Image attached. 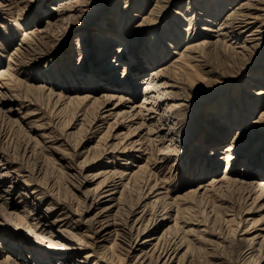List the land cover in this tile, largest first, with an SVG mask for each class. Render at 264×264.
<instances>
[{
  "label": "rangeland",
  "instance_id": "obj_1",
  "mask_svg": "<svg viewBox=\"0 0 264 264\" xmlns=\"http://www.w3.org/2000/svg\"><path fill=\"white\" fill-rule=\"evenodd\" d=\"M167 1L0 0V264H264V0ZM243 5L254 29L219 32ZM104 210V249L72 250Z\"/></svg>",
  "mask_w": 264,
  "mask_h": 264
},
{
  "label": "bare ground",
  "instance_id": "obj_2",
  "mask_svg": "<svg viewBox=\"0 0 264 264\" xmlns=\"http://www.w3.org/2000/svg\"><path fill=\"white\" fill-rule=\"evenodd\" d=\"M171 0H169V1H167L168 3L170 2ZM246 6V5H245ZM244 5L242 6V7H240V10L239 11H237L236 10V12L235 11H233L232 13H230L228 16H227V19H226V24H224V25H222V26H224L223 27V29H221L220 31H219V29H218V31L219 32H221V31H223V32H226L227 34L229 33V32H234L235 30H236V27L238 28V27H242V26H244V27H242V29L243 30H241L240 32H239V35L238 36H243L245 33H248L249 34V32H251V30L252 29H254L253 28V26L255 25V20L258 18H256V17H253V16H250V15H246L245 14V12L247 13L251 8H248V6H246L245 7ZM245 9V10H244ZM247 9H248V11H247ZM252 9H254V10H256V11H258V8H256V7H254V8H252ZM252 14V13H251ZM199 15L201 16L202 14H200L199 13ZM208 31H210V30H208ZM258 31V30H257ZM212 32V31H211ZM219 32H217V31H215V33H219ZM223 33H221V35H222ZM227 34H225V35H227ZM247 34V35H248ZM252 36H253V34L252 35H248V36H245V37H243V39H242V44L239 46L240 47V51L241 52H246L247 50H249L253 45H254V42H255V39L254 38H252ZM239 39V38H238ZM239 41V40H238ZM205 44L202 46V47H210V46H213V45H219L220 44V42L218 41L217 43H207V42H204ZM109 44V43H108ZM220 46V45H219ZM231 46H228L227 44H223L222 45V48H217V50L218 51H220L221 53H222V55L223 56H227L228 55V52H232L233 53V55H234V58L236 59V60H239V58H241L240 56H241V53H239L238 51H236V50H234L233 48H230ZM254 47V46H253ZM226 53H227V55H226ZM107 54H109L108 52H106V51H103L102 52V54L101 55H103V56H106ZM182 56H180L178 59H176L173 63H172V65H171V68H172V70L173 71H171L170 69H166V71L165 72H167L168 74H169V72H172L176 77L178 76V75H187L188 77H191L192 78V80H198L199 82H201L202 83V81H200L199 80V74H196V72L198 73V68L200 67V66H202V64L197 68L195 65H193L192 64V61H195V62H198V60H196V59H198V58H201V56L200 57H195V56H190V55H187V54H181ZM157 57V56H156ZM104 64V63H103ZM198 66V65H197ZM197 70V71H196ZM191 74H194L193 76H190ZM125 78H126V76H125ZM181 80V79H180ZM196 80H195V82L194 81H190L191 83H193V84H195L196 83ZM141 80H138L137 82H135L136 84V86H138L139 87V83H140V86H143V87H145V90L143 91V93H146L147 95H153L154 96V98H153V101H151V102H148V104H147V102H144V103H142V106H139V105H136V107H133L132 108V111L135 113V112H137V109H139L138 110V112L136 113V115H138L139 116V118H137V119H140V121L142 122V125L141 126H144L146 123H148V122H150V121H153L154 120V114H155V111H154V109H153V107H155L156 105H157V103H158V98H159V96H160V94L159 95H154L155 94V90H154V88H156V85L154 86L153 85V83L151 82V81H147V82H145V81H143L142 80V82H140ZM170 82H172V84L173 85H177L178 84V82L176 81V80H174L173 78H171V81ZM170 87H172V85L170 86ZM173 88H174V86H173ZM52 94V93H51ZM144 97V96H143ZM147 97V96H146ZM129 100V99H128ZM127 100V101H128ZM58 101L59 102H63V100H62V98H59L58 99ZM82 101V103H86V101H88V99L87 98H84L83 100H81ZM130 101V100H129ZM94 102H96V99H95V101ZM149 105H150V107H149ZM152 106V107H151ZM158 137V136H157ZM105 141V140H104ZM107 142V141H106ZM156 142V144H157V142L158 141H154L153 143H155ZM159 142H161V140L159 141ZM150 143H152V142H150ZM63 152V151H62ZM63 153H65V152H63ZM66 155H69V154H67V153H65ZM63 155V154H62ZM66 158V157H65ZM228 158V157H227ZM264 166V165H263ZM260 167L259 168V171H261V174H264V167ZM251 168H253V165L252 164H250V166H247V168H246V170H247V172L250 170H253V169H251ZM255 170H257L256 168H254ZM112 173V172H111ZM110 173V174H111ZM125 174V173H124ZM35 175V174H34ZM114 176H116V174H113ZM110 176V175H109ZM111 176H112V174H111ZM118 176V175H117ZM123 177H125V175H121L120 176V178H122V179H124ZM31 184H34V185H37V187H35L34 188V190H32V193L34 194V195H38V196H40V195H43L44 193H43V189H44V187H43V185L45 186V184L42 182V181H40V179H34L33 181H31ZM43 184V185H42ZM108 185V184H107ZM115 185V184H114ZM106 188H110V186H106ZM114 191V188H112V189H107L106 191H105V193H104V197H102L103 199L104 198H107L108 199V201H111V199H112V197L115 195V194H113L112 192ZM103 194V193H102ZM103 196V195H102ZM107 209V208H106ZM109 209H111V208H108V210ZM53 210H55L54 209V207H52L51 209H48V211L49 212H52ZM107 213V210L105 211L104 210V212H102L100 215H98L97 217H96V220L98 221L97 222V224L99 223H101L102 224V226H101V231L103 232V235H100V232L101 231H98L96 234H94L95 236L94 237H92V239H94V243L93 242H90L89 240H82V239H78V238H75V236H71L68 232H66V233H68L69 235H70V238L71 239H73L75 242H76V244H72V246H71V249L72 250H74V249H76V248H79L78 246H84V247H87L88 249L90 248L91 250L94 248V247H97V249H99V250H102V249H104V246H103V244H101L102 242H100V241H98L99 239H102V241L103 242H106L107 241V237H109L110 235H109V233H105V232H108V230H110L111 229V226L112 225H110L107 221H106V216L104 215V214H106ZM6 216H8V217H10V218H12L11 217V214H5ZM67 217H68V215H67ZM66 217V218H67ZM69 218V217H68ZM15 219L17 220V221H20V219L18 218V217H15ZM65 219V218H64ZM59 221V220H58ZM93 221H95V219H93ZM138 221V223L140 224L142 221L141 220H137ZM142 224V223H141ZM132 226V225H131ZM130 226V227H131ZM140 228V227H139ZM132 229H134V228H132ZM136 229V228H135ZM239 229V228H238ZM122 231V230H121ZM105 233V234H104ZM139 233V232H138ZM260 237V236H259ZM264 237V236H263ZM89 239H91V238H89ZM252 239H256L255 237L254 238H252ZM151 241V239H146L145 241H144V243L146 244V243H148V242H150ZM257 240H252V241H248L249 243H250V246H249V249L251 250V252H252V254L250 255V257H245V256H243V257H245L244 259H243V261H249L248 259H250V258H252V257H254V253H259V255H261V252H262V248H263V246H260L258 249H256V247H258V242H256ZM79 242H80V244H79ZM260 243V242H259ZM261 245H262V243H261ZM123 249V248H122ZM135 251V250H134ZM250 252V251H249ZM129 253V252H128ZM163 253V252H162ZM167 253V252H166ZM96 252L95 251H91L90 253H87L85 256H84V259H85V262H89V261H92V260H94V263L95 264H99V261H96L95 260V256H96ZM164 255V254H163ZM100 256H101V259H102V261H104L105 259H107L108 258V254H107V251H105V252H102V253H100ZM134 256H138V259H143L145 256H147L146 254H144L143 252H141V254H139V255H137V254H134ZM161 256V255H160ZM113 257H115V255H113ZM119 257V256H118ZM241 257V256H240ZM111 258V257H110ZM112 261V260H111ZM60 264H61V262H59ZM58 263V264H59Z\"/></svg>",
  "mask_w": 264,
  "mask_h": 264
}]
</instances>
